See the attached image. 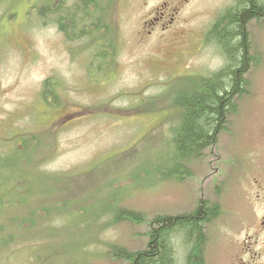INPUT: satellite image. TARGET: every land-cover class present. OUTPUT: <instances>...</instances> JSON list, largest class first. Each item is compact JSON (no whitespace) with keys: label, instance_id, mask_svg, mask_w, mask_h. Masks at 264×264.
Instances as JSON below:
<instances>
[{"label":"rangeland","instance_id":"374dc122","mask_svg":"<svg viewBox=\"0 0 264 264\" xmlns=\"http://www.w3.org/2000/svg\"><path fill=\"white\" fill-rule=\"evenodd\" d=\"M234 1L103 0L80 23L99 22L103 32L69 40L52 14L37 13L43 0H0V181L18 190L0 199V264H128L112 245L141 250L150 228L120 219L121 209L152 219L205 199L219 206L206 263L264 264L263 21L250 25L259 59L217 144L181 178L159 174L181 118L176 98L193 92L197 75L227 65L210 25ZM161 9L169 24L154 19ZM52 80L60 84L50 92ZM23 138L37 140L6 157ZM175 242L176 264H185L187 246Z\"/></svg>","mask_w":264,"mask_h":264},{"label":"trees","instance_id":"16d2710c","mask_svg":"<svg viewBox=\"0 0 264 264\" xmlns=\"http://www.w3.org/2000/svg\"><path fill=\"white\" fill-rule=\"evenodd\" d=\"M64 1L50 0L46 3L43 0L37 8V13L46 18L52 14L53 22L66 33L69 40L80 39L85 35L91 36L96 32L95 28L103 32L104 26L99 22H89V29L80 25L84 11L87 15L97 13L96 5L102 7L103 0H77L74 6L68 7L65 6ZM235 3L213 23L210 29L211 38L220 43L228 56L227 65L213 71L210 75H197L194 78L193 92L177 97L176 103L174 102L180 111L181 118L173 125L170 140L172 149L167 152L165 169L159 172L161 177L181 178V172H188L186 167L190 161L202 158L207 150L217 144L219 135L229 124L230 114L235 112L237 97L246 91L250 66L259 59L256 53L251 51L248 24L253 18L264 17V0H235ZM101 22L103 23V20ZM96 38L95 34L92 40ZM100 39L104 42L106 38L101 35ZM101 52L105 53L106 49L101 47ZM50 92L46 88L43 93L49 95ZM42 97L48 103L47 97L43 95ZM22 135L24 138L26 136L31 138L36 134ZM24 138L21 143L16 141L14 152L6 153V157H14L13 153L16 150L19 155L27 153L37 140H24ZM27 145L28 149L25 147ZM0 183H3L2 186L0 185V199L7 202L15 200L18 195L16 183L10 181H0ZM33 213L34 211L29 214L23 213L21 224L25 226L31 223L35 218ZM218 213V204L208 199L199 200L191 211L157 214L152 219H147L141 212L121 209L117 214L121 216L120 219H132L137 223L145 222L148 225L149 241L145 248L138 251L112 245L111 254L116 259L126 260L128 264H176L175 240L182 238L188 249L185 264H207L204 255L206 228ZM1 239L0 237V241ZM4 239L7 241L9 238ZM10 241H17L16 236H13Z\"/></svg>","mask_w":264,"mask_h":264},{"label":"flooded vegetation","instance_id":"af4514ba","mask_svg":"<svg viewBox=\"0 0 264 264\" xmlns=\"http://www.w3.org/2000/svg\"><path fill=\"white\" fill-rule=\"evenodd\" d=\"M168 3L169 2H165V4H164V6H167L168 5ZM236 3H234V5H235ZM225 8H226V10H225V12L228 10V8H227V6H225ZM163 9H161L160 11H159V13H158V16H155V20H160L161 18L163 19V20H166V23H168L169 24V20H170V18H168V15L170 14L169 12H167V11H162ZM224 12V13H225ZM172 13V12H171ZM223 13V14H224ZM173 14V13H172ZM175 14V13H174ZM173 14V15H174ZM222 14V15H223ZM261 21H263V23H264V17H262L261 19H259V18H253L251 21H249V24H248V29H249V32H250V30H251V28H250V25L251 26H254V27H259L260 26V22ZM251 36H252V34H251V32L249 33V37H250V41H251ZM213 44V43H212ZM214 45V44H213ZM220 57H222V59L226 62H228V56H227V54H226V52L224 51H222L221 50V52H220ZM226 62V63H227ZM254 64V63H253ZM256 64H257V62H256ZM251 69V68H250Z\"/></svg>","mask_w":264,"mask_h":264},{"label":"bare ground","instance_id":"6f19581e","mask_svg":"<svg viewBox=\"0 0 264 264\" xmlns=\"http://www.w3.org/2000/svg\"><path fill=\"white\" fill-rule=\"evenodd\" d=\"M156 224V223H155ZM131 257V256H130Z\"/></svg>","mask_w":264,"mask_h":264}]
</instances>
